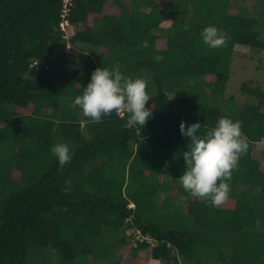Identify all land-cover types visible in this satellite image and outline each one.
Listing matches in <instances>:
<instances>
[{"label":"trees","instance_id":"trees-1","mask_svg":"<svg viewBox=\"0 0 264 264\" xmlns=\"http://www.w3.org/2000/svg\"><path fill=\"white\" fill-rule=\"evenodd\" d=\"M250 3L0 0V264H145V252L156 264H264V91L243 82L255 101L239 107L224 94L235 46L264 51V0ZM208 25L226 46L202 42ZM115 64L147 81L139 130L126 113L94 122L73 105ZM224 116L249 148L213 207L177 180L178 125L203 132ZM57 142L73 150L63 167Z\"/></svg>","mask_w":264,"mask_h":264},{"label":"clouds","instance_id":"clouds-1","mask_svg":"<svg viewBox=\"0 0 264 264\" xmlns=\"http://www.w3.org/2000/svg\"><path fill=\"white\" fill-rule=\"evenodd\" d=\"M200 38L211 49L226 46L228 40L227 34L215 25L205 26ZM155 59L159 61L163 57L156 56ZM146 88L145 79L123 74L118 64L111 69L98 67L91 73L87 85L82 87V93L75 96L73 105L94 122L114 111L119 117L126 113L125 127H138L139 130L152 115L151 108L145 107L151 98ZM202 127L204 125L198 121L187 127L184 121L178 125L187 144L186 151L181 153L184 171L177 180L186 193L217 207L229 198L232 170L237 167L240 156L247 153L249 144L243 138L239 120L224 116L206 131L201 132ZM50 152L60 167L69 163L73 155V150L65 142L55 143Z\"/></svg>","mask_w":264,"mask_h":264},{"label":"rangeland","instance_id":"rangeland-1","mask_svg":"<svg viewBox=\"0 0 264 264\" xmlns=\"http://www.w3.org/2000/svg\"><path fill=\"white\" fill-rule=\"evenodd\" d=\"M231 3L232 5L252 4L250 0H231ZM251 10L250 7L247 13H253ZM63 28L65 31L68 30L67 32L70 34L72 33L70 28L67 29L66 26ZM159 45H164V43L161 41V43H157L158 47ZM76 48L79 50L83 49L81 45ZM243 82H252L264 91V51L235 46L229 68V80L227 81L224 94L226 95V99L233 97L232 103L237 107L255 101L250 96L241 94L240 86ZM261 167L264 169V160L261 162ZM149 255L148 252L141 254L145 259V264H156L150 260Z\"/></svg>","mask_w":264,"mask_h":264},{"label":"built area","instance_id":"built-area-1","mask_svg":"<svg viewBox=\"0 0 264 264\" xmlns=\"http://www.w3.org/2000/svg\"><path fill=\"white\" fill-rule=\"evenodd\" d=\"M68 24H67V22L65 21V22H63L62 24H61V29H64L63 27L64 26H67ZM119 114L121 115V113L119 112Z\"/></svg>","mask_w":264,"mask_h":264}]
</instances>
